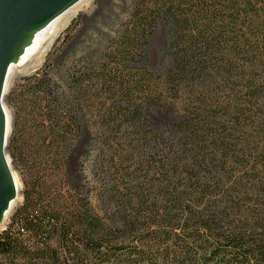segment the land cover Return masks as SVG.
<instances>
[{"label":"trees","instance_id":"1","mask_svg":"<svg viewBox=\"0 0 264 264\" xmlns=\"http://www.w3.org/2000/svg\"><path fill=\"white\" fill-rule=\"evenodd\" d=\"M134 8L108 51L116 58L104 50L75 68L48 112V145L67 150L98 103V204L64 178L26 179L0 264H264V0ZM160 18L175 64L155 72L145 46ZM152 107L172 121L150 128Z\"/></svg>","mask_w":264,"mask_h":264},{"label":"rangeland","instance_id":"2","mask_svg":"<svg viewBox=\"0 0 264 264\" xmlns=\"http://www.w3.org/2000/svg\"><path fill=\"white\" fill-rule=\"evenodd\" d=\"M139 3L140 0H88L59 35L43 61L34 66L31 60L15 69L4 102L12 114L8 155L13 171L22 184V199L4 218L0 232L7 228L23 203L25 180L32 176L46 175L52 184L57 185L59 179L64 178V185L71 192L77 191L81 185L85 186L91 202L98 204V179L94 176L93 160L98 154L94 132L100 123L92 116L97 112L98 103H90L91 107L87 110L91 112L84 116L81 130L71 139L72 144L67 150L58 147L54 139L48 145L53 134L47 121L48 112L63 95L66 79L75 68L90 66V59L95 55L101 57L104 50L107 59L116 58L108 52L116 31L129 20ZM171 40L166 19L160 18L145 46L146 66L150 71L161 72L174 66V56L168 51ZM101 90L104 96H109L104 88ZM144 114L154 130L173 119L165 107H152ZM144 148L148 158L152 146ZM14 149L21 154L17 159L12 154ZM124 259L129 260L127 257Z\"/></svg>","mask_w":264,"mask_h":264},{"label":"water","instance_id":"3","mask_svg":"<svg viewBox=\"0 0 264 264\" xmlns=\"http://www.w3.org/2000/svg\"><path fill=\"white\" fill-rule=\"evenodd\" d=\"M80 0H0V224L17 196L8 155V115L3 104L8 74L35 34Z\"/></svg>","mask_w":264,"mask_h":264},{"label":"bare ground","instance_id":"4","mask_svg":"<svg viewBox=\"0 0 264 264\" xmlns=\"http://www.w3.org/2000/svg\"><path fill=\"white\" fill-rule=\"evenodd\" d=\"M87 1L88 0H80L76 2L74 5H72L67 10H65L63 13H61L59 16H57L45 28L41 29L35 34L33 41L26 47L19 61L13 64V66L11 67L10 72L7 77V81H6L5 92L8 91L10 82L14 76L15 69H18V67L24 66L26 63H29L31 60L34 66L40 63L41 61H43L45 57L47 56V54L49 53V51L51 50L52 46L54 45L59 35L63 32L65 28H67V26L70 24L73 18L76 15H78L80 8ZM3 104L5 106V109L8 115V129L10 132L11 127H12V114L10 110L7 108L4 101H3ZM13 174H14V178L17 183V186H18V193H17L16 198L12 202L8 213L6 214V217L10 214L12 209L22 199L21 181L18 178V176H16V173L14 171H13Z\"/></svg>","mask_w":264,"mask_h":264}]
</instances>
